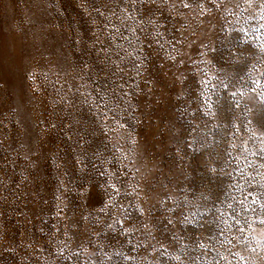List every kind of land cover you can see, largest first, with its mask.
Here are the masks:
<instances>
[{"label": "rangeland", "instance_id": "obj_1", "mask_svg": "<svg viewBox=\"0 0 264 264\" xmlns=\"http://www.w3.org/2000/svg\"><path fill=\"white\" fill-rule=\"evenodd\" d=\"M259 137L264 0H0V264H264Z\"/></svg>", "mask_w": 264, "mask_h": 264}, {"label": "snow or ice", "instance_id": "obj_2", "mask_svg": "<svg viewBox=\"0 0 264 264\" xmlns=\"http://www.w3.org/2000/svg\"><path fill=\"white\" fill-rule=\"evenodd\" d=\"M184 7H189V5L185 2ZM233 95H235V93H233ZM253 135H255V133H254ZM259 138L262 139V140H264V137H259ZM245 151H247V149H245ZM251 155H252V156H257V155H259V156L261 157V159L264 160V147H262V148L260 149V153L252 152ZM247 167H248V168H253V167H254L253 162H252V161H248V162H247ZM259 167H260V168H264V163H261V164L259 165ZM241 175H243V170H241ZM249 179H251V178H249ZM246 199H247V197H245L244 200H241V201L239 202V203L241 204V206H242V209H244V210H247V208L250 207V206H246V205H245V200H246ZM251 203H252V204H256L257 201H256L255 199H253ZM229 207H231V206H229ZM261 208H262V210H264V205H261ZM251 211L255 212L256 209H255V208H251ZM185 219L188 220V217H185ZM233 219L235 220V223H236V224H239V223H240V221H239V219L236 217V215H233ZM261 223H264V220H262ZM240 231L242 232L243 229L241 228Z\"/></svg>", "mask_w": 264, "mask_h": 264}]
</instances>
